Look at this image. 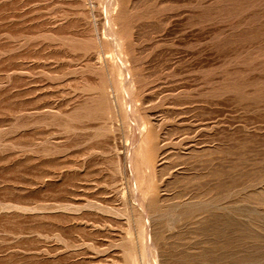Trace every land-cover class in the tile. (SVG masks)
Listing matches in <instances>:
<instances>
[{
    "label": "rangeland",
    "instance_id": "1",
    "mask_svg": "<svg viewBox=\"0 0 264 264\" xmlns=\"http://www.w3.org/2000/svg\"><path fill=\"white\" fill-rule=\"evenodd\" d=\"M0 264H264V0H0Z\"/></svg>",
    "mask_w": 264,
    "mask_h": 264
},
{
    "label": "bare ground",
    "instance_id": "2",
    "mask_svg": "<svg viewBox=\"0 0 264 264\" xmlns=\"http://www.w3.org/2000/svg\"><path fill=\"white\" fill-rule=\"evenodd\" d=\"M128 71V70H127ZM130 74V73H129Z\"/></svg>",
    "mask_w": 264,
    "mask_h": 264
}]
</instances>
